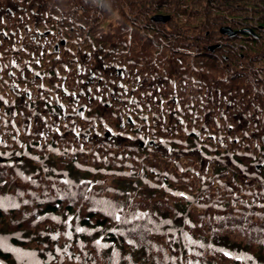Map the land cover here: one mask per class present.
<instances>
[{
  "label": "flooded vegetation",
  "instance_id": "flooded-vegetation-1",
  "mask_svg": "<svg viewBox=\"0 0 264 264\" xmlns=\"http://www.w3.org/2000/svg\"><path fill=\"white\" fill-rule=\"evenodd\" d=\"M80 6L76 0H0V96L8 101H0V177L35 172L36 180L50 182L44 183L46 193L61 194L69 187L63 181L83 179L71 177L76 162L92 167L115 161L132 167L121 176L133 174L142 182L139 193L150 183L165 196L187 181L193 182L189 190H196L198 180L212 194L222 191L213 185L222 180L231 191L264 182V98L257 83L229 80L191 59L171 60L164 45L123 28H104L98 4L92 11ZM163 203L153 211L161 208L167 216L176 204ZM188 222L221 227L194 239L205 245H194L206 252L197 251L208 261L199 264H211L215 248L238 255L246 247V222L262 223ZM237 224L243 226L235 228L239 234H228L234 229L228 226ZM215 253L216 264L229 259Z\"/></svg>",
  "mask_w": 264,
  "mask_h": 264
},
{
  "label": "trees",
  "instance_id": "trees-1",
  "mask_svg": "<svg viewBox=\"0 0 264 264\" xmlns=\"http://www.w3.org/2000/svg\"><path fill=\"white\" fill-rule=\"evenodd\" d=\"M101 11L107 16L118 12L134 24L142 22L148 27L156 25L150 16L170 14L171 27L175 28L172 35L183 38L172 42L187 43L196 52L201 51L199 45L204 43H220L222 52L229 55L230 65L245 62L250 53H253L251 62L264 63V0H102ZM224 26L238 30L251 28L257 37L251 39L239 33L230 40L217 32ZM206 32L210 33L207 35ZM233 74L241 75L236 70ZM31 212L27 211V214ZM248 226L245 224L244 227ZM235 227L243 226L237 224L231 228Z\"/></svg>",
  "mask_w": 264,
  "mask_h": 264
},
{
  "label": "snow or ice",
  "instance_id": "snow-or-ice-1",
  "mask_svg": "<svg viewBox=\"0 0 264 264\" xmlns=\"http://www.w3.org/2000/svg\"><path fill=\"white\" fill-rule=\"evenodd\" d=\"M4 35H7V33H4ZM37 63H39L37 61ZM36 76H40V73H35ZM39 87L43 88V85H40ZM99 90V89H98ZM25 92H27V90H25ZM29 95V99L31 98V94L28 93ZM74 95V94H72ZM0 101H3L4 104H8V101L4 99V97L0 96ZM61 107H63L61 105ZM81 116L83 115L82 113H79ZM13 115H15V113H13ZM146 119V118H145ZM58 133H59V129L56 128L55 129ZM110 131V130H109ZM42 135V134H41ZM77 136H79V133H77ZM80 151H83V148L80 149ZM2 155V154H0ZM17 155H20L19 153H17ZM45 171H47V169H45ZM95 171V170H93ZM181 171H185V169H181ZM19 175H23V173H19ZM166 175V174H165ZM197 175H199V173H197ZM25 179L31 180V177H25ZM174 179V178H173ZM33 183H35V181H33ZM63 183H65L66 185H68V189L66 190V194L71 196V197H75L76 193L71 191V187L72 185V181L69 180H65L63 181ZM81 184L84 185H91V181H81ZM53 187H55V185H53ZM77 187H79V185H77ZM162 188L166 189V186L161 185ZM168 190V189H166ZM91 191V187H86L84 192L81 193V195L83 196V198L85 200H90L92 203L101 206L100 210L105 212L109 217H111L114 221H116L118 224L122 225V226H127V225H132L133 221H141V220H145L147 219V225H151V227H148L147 225H133L132 227H128V228H124L123 230H121L118 234L121 236H128L127 238V243L129 245H133L136 246V240L131 238L132 235L135 236H139L140 241L144 242V237L145 234L151 233L153 231L159 232L160 229L164 226V225H171L172 221L171 220H163L160 223H156L155 221L152 220L151 216H149L148 213H136V212H132L130 214H123L124 210L123 208H121L118 204H113L111 201H107V200H92V198H90L87 193ZM170 191V190H168ZM20 196H23L24 193H19ZM34 195V194H33ZM172 195L174 196H178V197H183L187 200H192L193 198L190 196H187L185 193L183 192H172ZM24 204H28L29 201L25 200L23 201ZM20 205L15 203L12 198H0V208H19ZM261 207H264V205H261ZM52 220L57 221L58 223H63L67 226L68 229H70L69 231H65L63 233V235L67 238L68 241H71L73 239V231L72 229V217H69L68 220L66 221H60V219L58 217L52 216L50 217ZM40 219H44V217H40ZM218 219H223L222 217H218ZM186 223H189L188 221H186ZM193 227H195V225H192ZM92 231H99V229H93V230H88L79 226H76L74 229L75 233H87L89 236L92 235ZM109 231L112 232H117V229L113 228L110 229ZM175 229H169V232H172L173 234H175ZM61 235V233H56L55 235L52 236L53 240L58 239V237ZM165 235H167V233H165ZM181 235L185 241V247H188L189 249H191L192 246L197 245L199 242L192 239L187 232H181ZM104 237L101 236L98 239H94L91 243L92 246L99 252L103 249H108L110 247V245L108 243H103ZM79 246L81 248V250L84 249L85 245L83 244V242L79 243ZM70 247L69 244H66L65 247L63 249H57V253H67L68 252V248ZM199 247H205L204 244L199 243ZM207 247L211 248V245H207ZM0 248H4L7 251H12L14 253H16L17 258L23 262H25V264H28V262L30 261L31 264H42V262L35 260V256L36 253L34 252H23L20 249H16V248H10L7 245L6 242V238L5 237H0ZM215 251H221L223 252V255L225 257H230V258H235V259H246V260H250L251 257H232V254L228 251H224L223 249H215ZM197 255H200V253H196ZM85 255H87V253H85ZM50 259H54V257L51 256V254H49ZM71 258V257H70ZM76 259L78 260L79 257H76ZM112 260V264H118L119 259H120V254L115 251L113 249L112 254H111V258ZM128 259V258H125ZM165 259H172L173 260V264L175 262V257L169 258L167 256V254L165 255ZM187 264H193L192 261H188ZM196 264H199V262L197 261Z\"/></svg>",
  "mask_w": 264,
  "mask_h": 264
},
{
  "label": "rangeland",
  "instance_id": "rangeland-1",
  "mask_svg": "<svg viewBox=\"0 0 264 264\" xmlns=\"http://www.w3.org/2000/svg\"><path fill=\"white\" fill-rule=\"evenodd\" d=\"M257 11L259 12V10H257ZM260 75H261V77H264V75L262 73H260ZM261 77H259L257 75L256 78L260 79ZM252 185H254V182H252ZM256 188L258 190L257 186H256ZM261 189H264V187ZM243 191L244 192H238V193L233 194V197L236 199L231 200V202H229V203L238 204V202L240 200H242L241 205L243 206V208L245 210L244 217L252 218V213L248 212L250 210L249 204H253V205L255 204V201H252L251 197H253V195L257 194V193H256V191L253 192V189H246ZM9 196H10L9 194H6L4 198H9ZM16 202H19V200H17ZM261 205H263V202L261 204H259V203L257 204V206H259V208L255 207L259 212H257L254 217L264 219V207H261ZM127 213H128V211H125V214H127ZM137 213H140V212H137ZM215 215H217V214H215ZM27 227L28 226L21 228L22 232L23 231L27 232L26 238L31 239L33 242H29L28 244H24V243H19L18 245L15 244L16 249H20L23 252H34V253H36V255H42V256L48 255L49 256V254H51V253H56L57 252L56 250L58 248L59 249L64 248V246L60 245V242L58 241V239H56V240L52 239V236L58 232L54 231L50 227L45 228V224L40 223L38 225V228H35V227L31 228L33 230V232L30 230H27V229H29ZM82 228H84V227H82ZM113 228L117 229V232L109 231L110 229H113ZM124 228H126V227H124L120 224H115V225L110 226V227H104L103 229H101L99 231H92L91 236H89L87 233H82V239L83 240L81 242H83L85 247L88 248V251H89L88 254L90 256L89 259L85 258V260H90L91 262L92 261L100 262V264H104V263L112 264V260L110 258H111V254H112L113 249L117 252H119V250L121 249L120 256L122 257V253L124 251H126L127 249H125L123 246L121 247V245L118 246L116 244V243H118V240L115 239V237L121 236L118 233L121 230H123ZM0 229L2 232H4V231L12 230L13 228L11 226L6 227L3 225V226H0ZM85 229L93 230V228H85ZM155 233H157V232L155 231ZM38 234L44 235V238L37 239ZM101 236L104 237L102 242L108 243L110 245V247L108 249H103V250L98 252L94 247L91 248L89 246L92 244L91 242L94 239H98ZM6 242H7V245L9 247H11L13 245V243L7 239H6ZM137 242L138 241L136 240V246H137ZM149 243H151V242L148 241V243L146 245H150ZM77 244L79 245V243H77ZM136 246H132V249L129 250V254L127 255V257H126V255H123V258L124 259L128 258L131 261L133 259V257H137V258L140 257L139 254H138V256H135L133 254H135L138 251L141 252L144 248V245L143 246H137V247ZM0 250H5V249L2 248ZM152 252H153V249H148L146 252H143V253L152 254ZM262 254L263 255H262V258H260V261H261V264H264V253H262ZM35 259H37V258L35 257ZM16 260L18 262H21V260H19L18 258ZM41 260H43V259H41ZM80 264H82V263H80ZM118 264H123L122 258L119 259Z\"/></svg>",
  "mask_w": 264,
  "mask_h": 264
},
{
  "label": "water",
  "instance_id": "water-1",
  "mask_svg": "<svg viewBox=\"0 0 264 264\" xmlns=\"http://www.w3.org/2000/svg\"><path fill=\"white\" fill-rule=\"evenodd\" d=\"M156 19H157V20L166 21L168 18L158 17V18H156ZM223 32H225V33H231L228 29H224Z\"/></svg>",
  "mask_w": 264,
  "mask_h": 264
}]
</instances>
